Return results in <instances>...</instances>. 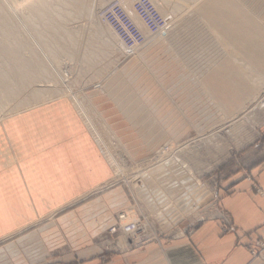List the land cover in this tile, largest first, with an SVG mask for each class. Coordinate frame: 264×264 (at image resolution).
<instances>
[{"label": "rangeland", "instance_id": "374dc122", "mask_svg": "<svg viewBox=\"0 0 264 264\" xmlns=\"http://www.w3.org/2000/svg\"><path fill=\"white\" fill-rule=\"evenodd\" d=\"M16 1L19 3L18 0ZM182 1L186 3L182 4ZM187 1L169 0V4L172 2L171 6L174 8L180 4L181 6L184 5L181 12L183 16L181 14H179V17L177 15H174L176 17L171 16V14L167 15V12L170 13V11H172L173 15L175 9L171 7L172 9L167 10L166 14L164 13L165 15L163 14L161 16L162 18H164V16L166 17V15L168 16L164 18V20H166L164 26L166 27L163 26L162 29H164H161L158 34H151L148 29L143 30L142 32L146 35V42L137 48L129 49L125 47L122 42L114 47L107 45L108 43L106 40L109 39L111 35V33H107L111 27L105 26V22L100 13L103 6H105L109 0H82L83 7H80L79 10L77 9L75 12L76 14L74 13L75 15L69 17V20L66 22V24H68L66 26L76 33V38L78 39L77 45L71 47L68 37L65 36L64 39L59 35L58 38L61 39L59 41L60 45L66 46L71 52H69V55H61V63L59 62V65H61H58L59 69L57 67L56 70L53 63L49 65L50 69L53 68V71H57L56 76L60 73L63 78L61 75L57 77V81H55L56 76L47 79L42 78L44 80L41 79V81L38 82L39 84L37 83L36 85L38 88L45 89L46 93H43H45L44 97L47 102L45 104L36 102V98L32 96L31 88H29L17 97H10L6 100V103L2 98L3 95H1L2 91L0 90V171H4V174L11 171L10 162L12 160L14 161L13 167L16 168L15 170L17 172L26 166L25 168L28 170L27 173L32 176L31 178H25L23 175L22 180H26V183L23 185L24 188L40 186L46 189V187L49 186L51 190L46 189V191H49V195L54 196V194L51 193H59L58 191H61V188L56 190L53 187L61 186L64 182H61V180L56 181L53 175L52 177L55 182L51 181L52 178L50 182L45 180V170L50 167V164L45 163L48 161L43 158L44 162H42V160L40 161V157L35 155L26 159L21 150L25 145L18 141L22 136L15 135V132L9 133L8 130L4 129L6 122L10 118L27 113L38 106H44L54 101L66 100L71 108H74L77 114L81 116L83 121L87 124L89 133L94 140L93 142L98 147V150H100L102 156L108 161L110 179L103 182L101 184L102 186H99L100 188L92 191L86 201L95 198L96 195L109 192L110 189L120 188L113 191L109 196V199L112 200V203L116 207H121L116 212V220L112 225L117 233L111 232L112 227L109 228V231L118 238L119 244L122 243L118 245V248L122 246L121 248L129 249L147 241L183 235L186 231L193 229L200 221L213 214L211 208L218 198V194L222 188L221 186L225 182L226 176L232 173L236 168H242L249 163H253L264 153V145L259 144L264 138V91L261 92L259 99L252 103L247 102L249 101V92H247V90H241V93H237L241 98L240 100L234 97L232 99L230 98L229 101L233 103L230 108L234 115L232 118H229L221 112L219 107H216L217 104L212 100L210 105L207 104V102L210 103V99L208 100L206 97H201L199 101L196 100L195 105V99L192 97L194 96L193 90H191L190 87H186L187 81L185 79L181 81L180 76L184 74L183 70L185 67L183 62L184 54H182L183 52L180 48L175 46L177 42L176 37L174 36V39L167 37L170 32L166 33V29L175 24L177 29H173L178 30V27L184 24V19L182 20L184 15H186L187 20L198 15V13L195 14L194 12L199 8L197 4L199 0H195L196 2H192V0ZM235 1L237 2V0ZM239 1L241 5H243L245 1L249 0ZM254 1H249L254 4L252 7L256 12H253L255 15L259 14L260 19L264 20V0ZM73 3L75 4V0ZM191 3H196L194 4L196 6ZM14 4L15 3H13V6H15ZM77 4L82 6L80 3ZM91 6L97 7V9L93 14L94 16L88 17V15L90 16L88 12L90 13L89 10ZM197 6L198 8H195ZM81 8L84 9V12ZM183 10L187 12L183 13ZM12 11L11 9V14H14ZM169 15L173 18H170ZM99 16L101 18H99ZM168 18H170V20ZM97 26L99 28L102 27V31L104 30L107 36L105 35L103 39L101 36L100 42L95 38L96 42L92 40L91 45L89 44L93 37L91 32L93 33V30L96 31ZM197 26L198 24L196 23L190 24L187 27L188 31H195ZM255 30L257 31V29ZM110 31L115 33L112 28ZM184 32L185 31H182L181 34ZM51 33L53 34V32ZM80 33L82 35H80ZM148 33L150 36H148ZM189 36L190 35L187 36L188 41ZM104 41L106 43H104ZM207 43L202 54L203 56L200 58V63L204 60V64L208 62V60L205 62V58L214 57L216 55L219 56L223 53L216 42L211 41ZM87 45L89 48L91 45V49L96 53V56L88 62L85 59L86 56L84 53L89 49ZM109 46L111 48H109ZM105 51L107 55H105ZM71 54H74V56ZM176 57L178 58L175 59ZM97 60L99 61L98 63L96 62ZM90 62H92V65L95 67L91 66ZM135 63H137V65L132 66ZM180 64L184 67L182 68ZM187 72L188 73L185 72V74H187L186 77H190L193 74L190 70H187ZM256 77L261 82H264V75L255 76V78ZM255 78L253 79L252 76L250 82L247 83L251 84L253 82L252 80H254L252 83L253 85H249L252 88L256 85L255 82L257 78ZM51 79L52 81H50ZM177 79L180 81H177ZM263 82L262 84L264 85ZM180 85L184 87V90H181L182 87H180ZM249 86L247 85L246 87ZM201 89L199 90L200 93L207 96L205 90L203 89L202 91ZM98 97L100 99L104 98L107 101L109 100L108 103L111 106L112 102L115 101L116 108L119 109L130 122L140 126V129H137L135 134L138 146L131 147L127 145V141L131 137L126 139L127 141L125 140L126 136H124V134L122 137H119L110 129V126L105 120L101 118L102 116L98 112V107L93 103L94 100L92 99ZM235 100H237V103L240 102L242 104L240 106L234 105ZM215 102L218 103V100ZM85 103L86 105L88 103L90 104L88 108L92 109L96 117L100 118L101 122L108 128L110 137L108 146L113 152L115 161L120 163L124 168V174L128 176L121 174L115 175L117 172L112 168L109 160L110 158L103 148L101 140L95 133L90 122L89 114L82 108V105ZM244 104H247V108L241 109ZM89 113L91 119L94 121V116L90 111ZM153 118L156 119V122L160 125V132L151 124ZM2 124H4V127L1 126ZM99 124L101 123H98V125ZM168 159H171L175 166L174 170L176 172L173 173V176L178 178L173 184L167 183L164 178H160L159 174L156 173L157 165L161 161ZM66 166L63 167L65 169L60 171L61 176L65 179L76 178L75 181L79 182L77 174H68L71 172L75 173V171L70 172V169ZM126 177H128V179ZM131 177H136L141 180L146 179L150 186L145 188V191L141 190L132 182ZM80 181L82 182V180ZM40 183H43V185H39ZM53 183L55 185H52ZM138 183L140 184L139 181ZM175 188L178 189L175 190ZM151 191H153V193ZM167 191L168 193H166ZM170 191H172L173 195L170 194ZM154 193L160 195L158 197H160L161 200L154 198ZM51 199L53 200L51 205H53L55 198L51 197ZM167 199L172 200V203L168 202ZM27 200H24L25 204H28L26 203ZM33 200L34 199L30 201ZM40 201L41 200L38 202ZM82 201L83 200H76L73 202L74 204L71 203L67 207L59 208L60 210L58 209L56 212V214H58L57 216L60 217L70 210L77 209ZM41 203L44 205L43 201H41ZM53 211L54 209H49L50 213ZM121 215H126V218L129 219V222H123L124 219L122 220V229L126 230V228H135L136 226V234L132 235L134 232L131 233L118 230L117 223H121L119 219ZM37 228L38 227L22 234L12 236L4 242H0V251L13 242L19 248H23L24 246H20L18 242L19 239ZM25 243L26 250L27 248L30 250L42 249L34 240H27Z\"/></svg>", "mask_w": 264, "mask_h": 264}, {"label": "crops", "instance_id": "0c3cea01", "mask_svg": "<svg viewBox=\"0 0 264 264\" xmlns=\"http://www.w3.org/2000/svg\"><path fill=\"white\" fill-rule=\"evenodd\" d=\"M92 99L110 129L119 137L124 134L125 140L131 137L127 145L138 146L135 134L140 126L130 122L115 101L111 106L104 98ZM5 125L9 133L22 136L18 141L25 145L21 150L26 159L35 155L48 161L45 180L64 183L63 189L53 187L61 191L51 193L55 200L50 213V208L38 202L40 195H49L43 187L39 192L23 187V175L32 176L26 166L17 172L12 160L11 171H0V242L38 227L19 239L23 248L13 242L2 249L0 264H264V254H252L264 236V153L226 176L211 208L213 214L193 229L124 249L118 248V238L109 231L121 208L109 196L120 188L86 201L110 179V171L76 110L66 100L54 101L14 116ZM259 144L264 145V138ZM64 166L75 171L68 174H77L79 182L61 176ZM76 200H83L77 209L57 216L59 208ZM27 240L36 241L42 249L26 250Z\"/></svg>", "mask_w": 264, "mask_h": 264}, {"label": "bare ground", "instance_id": "6f19581e", "mask_svg": "<svg viewBox=\"0 0 264 264\" xmlns=\"http://www.w3.org/2000/svg\"><path fill=\"white\" fill-rule=\"evenodd\" d=\"M18 1L19 3L16 0H0V90L2 91V93L1 91L0 93L1 95H3L2 98L6 102V100H8L10 97H17L20 94H22L26 89L31 88V94H33L32 96L36 98L35 99L36 102H39L40 104H45L47 102V100L44 97L46 93L45 89L38 88L36 87V85L38 82L41 81L42 78L47 79V78L56 76L57 71L56 72L55 70L53 71L52 67L54 66L56 69L59 65V62L61 63V58H60L61 55L62 54L69 55L70 54L69 52H71L69 48H67L66 46L60 45L59 41L61 39L58 38L59 35L63 37L64 39H65V36L68 37V40L70 43L69 45H71V47L77 45L78 39L76 38V33L66 26L68 25L66 24V22L69 20V17L76 14L75 12L77 9L79 10L80 7H83V3H82V0H75V4L73 3L74 0H22L23 2L21 0H18ZM103 1H107V0H103ZM121 1L126 11L130 15V17L135 21L138 27L142 31L146 30L147 26L145 25L143 20L140 18L139 16L140 14L138 13L135 7L136 2L138 1L143 2V0H121ZM168 1L169 0H151V1L146 0V3L143 2V4L147 10L149 9L151 12L154 13V9L147 7V6L152 5L155 8V10L158 12V14L162 16L164 13L166 14L167 10H170L172 9L171 7H173L171 6L172 2L169 4ZM249 1H245L243 5H241L239 0H237V2L235 0H199L197 3L199 8L198 6L195 7V8H198V10L196 9L195 10L196 12L192 10L195 14L198 13L196 17L194 18L191 17L192 19L187 20L186 15H184V17H182V20L184 19V22H183L184 24H182L181 27H178L179 28L178 30H174L175 28L177 29V27H175V24L169 28L167 27L168 29H166L167 30L166 33L170 32L169 35L168 36L166 35V36L171 39H174V36H175L176 41H177L175 43V46L177 48H180L181 51L183 52L182 54H184L183 62H184L185 67L180 64L182 68L184 67V70H183L184 74L180 76V78H181V81L185 79L187 81L186 87L187 88L190 87V89L193 90L194 96L192 97H194L193 99H195L194 104L196 105V100L199 101L201 97H204V98L206 97L208 98V100L210 99V103L207 102V104L210 105L212 103L211 102L212 100L214 103L217 104L216 107H219L221 112L229 118H232V116L234 115V113L232 112L230 108L233 104L232 102L229 101L230 98L232 99L234 97L235 99L237 98L238 100H240L241 98L237 93H239L241 90H245V91L247 90V92H249V101L247 102L252 103V102H256L259 99L261 92L264 91V85L262 84L263 81L261 82L260 80H258L257 77H256L257 80L255 82L256 85L255 87L253 86L254 88L249 86V85H253L252 83L254 82V80H252L253 82L251 84H247L250 82L252 76L254 79L255 76L264 75V20L260 19L259 14L255 15L254 12L256 11L253 10V7H252V5L254 4ZM110 2L111 1L109 0L107 4H109ZM182 2H183L182 4L186 3L184 1ZM192 2H196V1L192 0ZM13 3H15L14 4L15 6H13ZM77 3L82 4V6H79ZM105 6H103V8ZM183 6H181L180 4V5H177L175 8L173 7L175 9V10L173 9L174 10L173 15H172V11H170V13L167 12V15L171 14V16L177 15L179 17V14H181L183 16V14L181 13ZM11 9L13 10L12 12L15 15L11 14L10 12ZM96 9L97 7L91 6L89 10L90 13L88 12L90 16L88 15V17H92ZM82 11L84 12V9H82ZM185 12L187 11H184L183 13ZM191 13H188V14H191ZM77 14H78V11H77ZM167 15L166 17L164 16V18H167L168 17ZM99 18L101 17L99 16ZM170 18H173V17H170ZM170 18L168 19L170 20ZM171 20H174V19H171ZM194 23L198 24L195 31L194 30H192V32L188 31L187 27L190 24H194ZM104 24L106 27L110 26L106 22ZM101 28L102 27L99 28L97 26L96 31L93 30L94 32L93 33L91 32L93 37L91 38L89 44H91L92 40H95V38H97L96 40L98 42H100L101 36H102V39L104 38L106 34H105V31L104 30L102 31ZM255 29H257V31ZM110 30L108 31L107 34L111 33V35L109 36L110 38L108 37L109 39H107L106 42L108 43L107 45H111L114 47L118 45L119 43H121V41L119 37L117 36V34L111 32ZM182 31H185V32L181 34ZM51 32H53V34ZM80 35L82 34L80 33ZM188 35H190L189 41L187 40ZM148 36H150V34ZM96 40L94 42H96ZM211 41L216 42L223 53H221V55L219 56L216 55L214 57L205 58V62L208 60L207 64H204V60L203 62L200 63L201 61L200 58L203 56L202 54L204 52V48H206L208 44L207 42H211ZM106 42L104 41V43ZM91 45H90V48L87 45L89 49L86 47L88 50L84 52L86 56V58L85 56L84 58L87 60V62L92 60V58L96 56L95 55L96 53L91 49ZM36 47L39 49V51ZM109 48L111 47L109 46ZM111 51H114V50H111ZM105 55H107L106 51H105ZM72 56H74V54ZM172 56H173V53H172ZM177 58L178 57H176L175 59ZM98 60L96 61L97 63L99 62ZM52 63H53V66L51 67L52 69H50L49 65L50 64L52 65ZM90 65L93 66L92 62H90ZM187 70H190L193 72L191 76L189 75L190 77H186L187 74H185V72L188 73ZM59 75L61 74L59 73ZM58 76H56V80L54 78L55 81H57ZM174 78H177V77H174ZM178 80L179 79H177V81ZM50 81H52V79ZM246 84L249 87H246L247 86ZM22 87L24 88V90ZM180 87L182 86L180 85ZM200 89L202 91L204 89L207 96L204 95L203 93L201 94L199 91ZM181 90H184V87H182ZM250 91H251V94H250ZM192 97L190 96L191 99ZM217 100H218V103L215 102ZM241 104L242 103L240 102L237 103V100L234 101V105L240 106ZM83 105H82L83 110L89 114L90 122L95 130V133L97 137L101 140L103 148L106 150L108 157L110 158L109 160L112 165V168L117 172L115 175L121 174V175L128 176L124 174V168L120 165V163H118V161H115L113 152L111 148L108 146V142H109L108 140H110L108 128L103 122H101L100 118L96 117V114L92 112L93 110L88 108L90 107L89 103L87 104L88 106L86 105V103ZM246 105L247 104H244L241 107V109L247 108ZM87 110H89L91 114L94 116V121L91 119L90 117L91 115L89 111ZM98 123H101L99 124L101 126H99ZM151 124L159 132L161 131V127L156 122V119L153 118ZM174 169H175V166L172 160L168 159L165 161H161L157 165L156 173L159 174L160 178H164L167 181V183L173 184V182H176L178 180V178L173 176V173L176 172ZM109 171L110 170L108 169V173ZM126 178L128 179V177ZM131 180L141 190H144L145 188L150 186L149 182L146 179L141 180L136 177H131ZM138 181L140 182V184L138 183ZM32 188H33V191H36V192H39L42 189V187L40 186L28 187L27 189L32 191ZM177 189L175 188V190ZM48 192L49 191H46V193ZM151 192L153 193V191ZM170 192L169 193L172 194V191ZM166 193H168V191ZM158 196L160 195H156L155 193L153 194L154 198H156L157 200H161V198ZM40 197L41 198L39 200L43 201L45 207L47 206L48 208L51 209V204L53 201L51 199L52 196L45 194V195H40ZM168 197H169V194H168ZM168 202L172 203V200L169 199ZM26 203H29V200H27ZM123 222H129V219L125 218ZM121 244H119L118 242V245H121Z\"/></svg>", "mask_w": 264, "mask_h": 264}, {"label": "built area", "instance_id": "2783aa9c", "mask_svg": "<svg viewBox=\"0 0 264 264\" xmlns=\"http://www.w3.org/2000/svg\"><path fill=\"white\" fill-rule=\"evenodd\" d=\"M143 2L146 3V0H143ZM143 2L138 1L135 3V7L138 13L140 14V18L143 20V22L147 26L148 31L151 34L160 33V30L165 25L166 21L158 14V12L151 4L150 5L152 7H147L154 9V13L151 12L149 9L147 10ZM101 17L103 21L108 23L110 27L114 30V32L117 34L120 41L125 47L129 49H134L140 45H143L146 42L145 34L138 27L135 21L130 17L121 0H113L109 4H107L101 10ZM125 218L126 215L120 216L119 219L121 220V223H117L118 230L131 233L134 232L132 233V235L136 234V226L135 228H126V230L122 229V220ZM111 232L117 233L114 227L111 228ZM252 254L254 256L264 254V236L261 241H259L258 248L252 250Z\"/></svg>", "mask_w": 264, "mask_h": 264}]
</instances>
